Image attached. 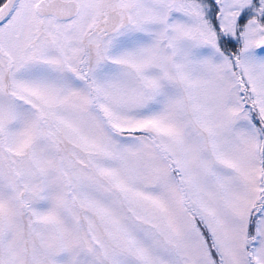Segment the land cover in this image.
I'll list each match as a JSON object with an SVG mask.
<instances>
[{"label": "rangeland", "instance_id": "1", "mask_svg": "<svg viewBox=\"0 0 264 264\" xmlns=\"http://www.w3.org/2000/svg\"><path fill=\"white\" fill-rule=\"evenodd\" d=\"M38 1L0 26V264H214L184 199L264 264V0H118L88 43Z\"/></svg>", "mask_w": 264, "mask_h": 264}, {"label": "flooded vegetation", "instance_id": "2", "mask_svg": "<svg viewBox=\"0 0 264 264\" xmlns=\"http://www.w3.org/2000/svg\"><path fill=\"white\" fill-rule=\"evenodd\" d=\"M42 1H52V0H40L38 2H42ZM58 2L59 4H62V5L75 3L77 7V12L69 18H57L52 15L37 13L35 9L36 3L33 4L32 11L37 16H39V18L42 21L47 17H50L52 19H55L63 23L72 21L74 19H79L81 24L85 21V18L89 16L90 12H92L93 13L92 22L88 25L89 29L87 30V35L85 36L84 43H88L89 41L88 36L91 35L92 32H102L103 33L102 37L104 38L107 35L105 31L107 27L110 26L112 18L117 16L118 21L116 23V26L122 20L124 21L128 19V14L121 13L120 10L122 8L117 6V3L119 2L118 0H113V10L111 9L112 0H58ZM62 14L64 16L68 14V12L63 11Z\"/></svg>", "mask_w": 264, "mask_h": 264}, {"label": "water", "instance_id": "3", "mask_svg": "<svg viewBox=\"0 0 264 264\" xmlns=\"http://www.w3.org/2000/svg\"><path fill=\"white\" fill-rule=\"evenodd\" d=\"M19 0H5L0 6V25L3 24L13 13ZM36 11L43 14L53 15L57 18H69L76 13V6L74 4H59L57 0L52 2L44 1L36 5ZM63 11L68 14H62ZM108 30V29H107Z\"/></svg>", "mask_w": 264, "mask_h": 264}, {"label": "trees", "instance_id": "4", "mask_svg": "<svg viewBox=\"0 0 264 264\" xmlns=\"http://www.w3.org/2000/svg\"><path fill=\"white\" fill-rule=\"evenodd\" d=\"M0 2H2V0H0ZM254 223H255V219L251 218L249 223L250 234L253 232Z\"/></svg>", "mask_w": 264, "mask_h": 264}, {"label": "crops", "instance_id": "5", "mask_svg": "<svg viewBox=\"0 0 264 264\" xmlns=\"http://www.w3.org/2000/svg\"><path fill=\"white\" fill-rule=\"evenodd\" d=\"M104 59V58H103Z\"/></svg>", "mask_w": 264, "mask_h": 264}]
</instances>
